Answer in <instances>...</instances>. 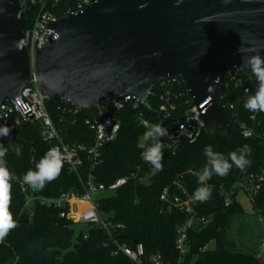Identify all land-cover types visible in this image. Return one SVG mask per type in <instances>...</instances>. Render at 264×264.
<instances>
[{
  "label": "trees",
  "instance_id": "obj_1",
  "mask_svg": "<svg viewBox=\"0 0 264 264\" xmlns=\"http://www.w3.org/2000/svg\"><path fill=\"white\" fill-rule=\"evenodd\" d=\"M25 14L28 27L31 13L26 10ZM222 89L227 104L233 100L237 102L236 111H228L231 130L215 133L207 129L198 141L193 144L183 141L175 151L168 147L173 140L169 127L189 110L192 98L184 82L171 89L172 94L178 96L175 99L177 110L162 123L170 136L161 137L164 143L163 171L152 174L151 165L141 158L145 149L140 146L147 130L140 124L138 115L142 114L153 124L161 121L163 89L156 86L146 103L138 108L129 104L120 112L121 130L117 139L103 148L100 164L92 169L90 159L85 157L83 167L76 174L63 163L59 177L46 184L43 190L38 191L39 194L46 198H58L63 192L83 194L90 173L97 183L106 187L118 178L139 173L138 178L131 179L116 192H104L97 196L95 204L98 212L107 221L123 224L124 228L115 233L121 242L132 246L142 243L147 255L160 254L167 263L179 264L177 228L187 221L188 215L178 210L170 213L162 211L160 196L163 190L172 186L173 193H182L174 184L179 180L193 196L194 190L200 186L197 183L198 174L207 163L203 151L206 145L213 146L215 151L227 157L229 152L248 144L252 148L250 167L242 172L233 166L227 176L213 175L206 182L212 188V196L204 202H197L194 208L209 223L202 229L190 230L188 252L180 264H264L258 252L239 250L230 239L235 217L245 212L238 200V191L232 195L233 202L229 206L225 204L226 191L251 175L264 173V137L245 138L238 124V121L251 123L249 117L253 113L246 110L243 104L255 92L245 94L242 88H235L234 85L229 88L223 85ZM47 106L55 123L62 129L65 142L88 146L94 143V132L84 123L88 111L71 113L68 111L70 105L50 100ZM258 120L261 122L258 133L262 135L264 113L258 112ZM55 143L45 141L40 124L33 121L23 124L12 140L4 145L8 147L4 158L17 177L12 181L10 211L18 226L0 243V264L11 260L14 264H133L124 254L114 253L106 230L89 225L86 233L76 235L75 228L79 224L62 218L60 208L39 203L24 208L26 195L22 192V177L27 170L35 169V164ZM10 145L22 146V155L18 157ZM252 204L256 211L264 215V181ZM210 243H214V247L204 249Z\"/></svg>",
  "mask_w": 264,
  "mask_h": 264
},
{
  "label": "water",
  "instance_id": "obj_2",
  "mask_svg": "<svg viewBox=\"0 0 264 264\" xmlns=\"http://www.w3.org/2000/svg\"><path fill=\"white\" fill-rule=\"evenodd\" d=\"M54 27L34 76L21 2L0 0V102L36 79L53 102L85 110L133 93L138 108L162 79L181 76L193 105L206 103L207 127L227 133L221 69L252 74L242 57H264V0H98Z\"/></svg>",
  "mask_w": 264,
  "mask_h": 264
},
{
  "label": "built area",
  "instance_id": "obj_3",
  "mask_svg": "<svg viewBox=\"0 0 264 264\" xmlns=\"http://www.w3.org/2000/svg\"><path fill=\"white\" fill-rule=\"evenodd\" d=\"M96 1L98 0H20L25 13L26 10L31 13L29 25L28 27L26 26L24 45L29 53L31 73L34 76L37 73L36 57L39 50L51 40H56L59 37L54 25L69 13L83 12ZM182 82L184 80L181 76H170L158 83L157 86L163 89L160 123L166 122L176 112L177 104L175 99L178 96L173 95L171 89ZM223 85L228 88L234 85L235 88H242L245 94H250L255 92L257 81L253 74L241 76L236 68L223 66L221 69V86ZM134 98V94L131 93L85 110L70 105L71 107L68 111L71 113L76 114L80 111H88V116L85 117L84 123L94 132V143L90 146L83 143H68L63 138L62 129L51 116L47 106L49 101L47 94L42 90L38 81L34 79L32 85L22 90L20 97L14 100L7 98L0 102V125H7L11 128L10 136L0 137V142L3 145H7L21 126L26 124V117L30 116L32 117L30 122L35 121L40 124L41 135L45 141H56L54 146L61 150L64 156L63 163L69 167L71 172L79 174L80 169L84 165L85 157L90 159L92 169L102 162L103 148L115 141L121 130L119 114L127 105L132 103ZM146 101L141 104L146 103ZM205 104L197 108L193 105L192 100V106L185 115L170 124L169 130L173 134V140L168 144L170 149L175 151L183 141L190 144L195 143L209 129L203 119V115L206 112ZM226 107L227 111L235 112L237 102H234V100L228 104L226 102ZM65 110L67 109L65 108ZM249 118L251 123L238 121L242 135L245 138L264 137V133L262 135L258 133V127L261 125L258 120V112L251 114ZM138 120L146 130V125L153 124L146 120L142 114L138 115ZM147 146L148 142L141 145L144 149ZM138 176L139 173H133L129 176L118 178L106 187L104 184L97 183L95 176L90 173L86 190L83 194L63 192L58 198H46L39 194L38 191H33L22 183V192L26 195L24 208H30L36 203L60 208V216L62 218L72 220L76 224L95 225L106 230L112 240L114 253L124 254L133 264H169L160 254L147 255L145 246L142 243L132 246L117 239L115 233L118 229L124 228L123 224H114L103 219L95 204L97 196L104 192L114 193L131 179L138 178ZM263 181L264 173L245 178L225 192V204L229 206L233 202L232 195L237 191L239 192V190L246 192L251 201H254ZM174 184L182 193L175 194L172 192V186H167L163 190L160 200L162 211L170 213L178 210L188 215L187 221L177 228L176 246L180 253V264L188 252L190 230H197L200 226L206 225L209 220L197 214L194 207L198 201L193 199V196L181 185L180 181L177 180ZM78 202L88 204V207L80 212L79 216L81 218L76 215L79 211ZM262 248L264 249V242L262 243Z\"/></svg>",
  "mask_w": 264,
  "mask_h": 264
},
{
  "label": "clouds",
  "instance_id": "obj_4",
  "mask_svg": "<svg viewBox=\"0 0 264 264\" xmlns=\"http://www.w3.org/2000/svg\"><path fill=\"white\" fill-rule=\"evenodd\" d=\"M242 59L243 63L240 68L247 67L250 69L257 81L255 93L246 98L243 107L252 113H264V57L255 54L247 57L243 56ZM146 127L147 131L143 134V140L150 143L141 153V158L151 165L152 174L155 175L163 171L164 143L161 142V137L170 136L167 128L162 123L150 124ZM10 133L11 128L9 126L0 125V137H8ZM10 146L18 157L22 155V146ZM203 151L207 163L198 174L197 183L200 186L193 192V199L198 202H204L211 198L212 188L207 186L206 182L213 175L225 177L230 173L233 166L243 172L251 165L249 157L252 148L248 144L229 152L227 157L223 153L215 151L211 145H206ZM7 152L8 147L0 143V243H3L10 231L18 226L10 211L12 181L17 177L9 169L8 162L4 158ZM63 162L64 156L61 150L55 146L51 147L35 164V169L26 171L22 177L23 183L33 191L43 190L46 184L59 177Z\"/></svg>",
  "mask_w": 264,
  "mask_h": 264
},
{
  "label": "rangeland",
  "instance_id": "obj_5",
  "mask_svg": "<svg viewBox=\"0 0 264 264\" xmlns=\"http://www.w3.org/2000/svg\"><path fill=\"white\" fill-rule=\"evenodd\" d=\"M144 143L147 142L142 137L140 146ZM238 200L245 212L235 217L230 229V239L235 242L239 250L251 253L258 252L259 256L264 260V249L262 248V243L264 242V215L254 209L250 197L243 190H239ZM80 205L84 209L87 204L82 203ZM80 209L82 208L78 207L79 211L76 215H79ZM77 217L81 218L80 216ZM204 226H200L198 229H202ZM88 228V224H79L75 228V233L76 235L83 232L86 233ZM213 247L214 243H210L204 249Z\"/></svg>",
  "mask_w": 264,
  "mask_h": 264
},
{
  "label": "crops",
  "instance_id": "obj_6",
  "mask_svg": "<svg viewBox=\"0 0 264 264\" xmlns=\"http://www.w3.org/2000/svg\"><path fill=\"white\" fill-rule=\"evenodd\" d=\"M80 204H82V203H80V202H78V207H80V208H82V209H80V212H82L83 210H85V208H87L88 207V204L87 203H85V204H87L86 205V207L83 209V207H81V205ZM80 214V213H79ZM79 216V215H78ZM260 255V254H259Z\"/></svg>",
  "mask_w": 264,
  "mask_h": 264
}]
</instances>
